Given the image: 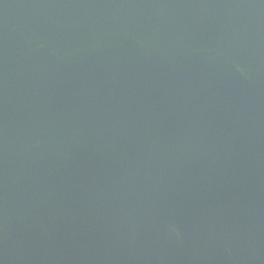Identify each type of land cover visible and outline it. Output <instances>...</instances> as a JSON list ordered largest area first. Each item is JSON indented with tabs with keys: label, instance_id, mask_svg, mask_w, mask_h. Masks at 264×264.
Instances as JSON below:
<instances>
[{
	"label": "water",
	"instance_id": "water-1",
	"mask_svg": "<svg viewBox=\"0 0 264 264\" xmlns=\"http://www.w3.org/2000/svg\"><path fill=\"white\" fill-rule=\"evenodd\" d=\"M0 264H264V0H0Z\"/></svg>",
	"mask_w": 264,
	"mask_h": 264
}]
</instances>
